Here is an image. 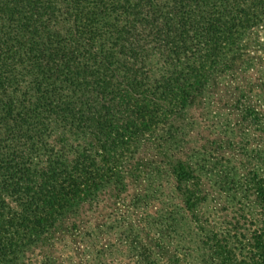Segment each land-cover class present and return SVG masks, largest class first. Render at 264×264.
<instances>
[{"label":"trees","instance_id":"trees-1","mask_svg":"<svg viewBox=\"0 0 264 264\" xmlns=\"http://www.w3.org/2000/svg\"><path fill=\"white\" fill-rule=\"evenodd\" d=\"M250 73L254 81L240 89L233 110L240 119L219 113L210 124L247 158L249 177L227 188L225 169L213 177L218 150L190 147L199 121L189 111L202 100L209 114L216 86ZM257 132L264 141V0H0V264L23 258L107 190L122 192L128 162L143 149L160 161L148 165L133 207L146 208L160 181L175 178L185 203L197 208L205 196L187 183L211 176L251 229L230 236L237 221L205 235L201 246L214 251L200 263L264 264ZM173 212L166 227L177 233ZM118 224L84 235L90 255L117 251L98 239ZM128 236L120 241L153 264Z\"/></svg>","mask_w":264,"mask_h":264},{"label":"rangeland","instance_id":"rangeland-1","mask_svg":"<svg viewBox=\"0 0 264 264\" xmlns=\"http://www.w3.org/2000/svg\"><path fill=\"white\" fill-rule=\"evenodd\" d=\"M254 78L252 73L239 74L237 80L217 85L214 90V102L208 109L209 114H206L202 100L189 111L190 117L199 121L191 134L190 147L218 150L212 154V161L215 159L213 177L216 178L218 170L225 169L230 176L227 188L230 187V181L236 182L240 178L249 177L247 158L236 146L230 148V142L227 141L229 138L212 129L210 124L217 121L215 116L219 113L225 116L227 113H233L236 119H240V115L233 112L237 101L240 100L239 91L244 86L249 87ZM241 136L239 132L231 141L239 142ZM253 139L254 145L264 144L263 136L258 132L254 133ZM223 146H226L225 149H219ZM153 161L159 162L160 158L154 156L150 149H143L128 162L122 192L116 193L110 189L102 193L97 204L91 208L84 205L76 215L60 220L40 242L24 254L23 258L6 264H97L99 260L109 264H139V261L142 264L143 261L138 257L139 249L128 246L126 240L120 241V237L125 235H129V241H137L148 249L147 253L151 255L149 261L153 264H201L204 257L214 251L211 247L201 246L205 235L226 232L239 221V229L228 230L229 235L239 238L240 235L248 236L251 228L242 226L243 221L239 219L237 207L231 201L232 193L226 190L227 188L222 189L216 185L211 176H199L198 180L187 183L191 187L196 185V189L205 196L197 208L185 203L183 187L178 189L175 178L160 181L161 193L156 191L157 187L154 188L146 208L133 207V200L144 194L148 165ZM172 211L181 225L177 233H172L170 226L166 227L170 225L166 220ZM113 221L119 223L117 227L102 234L98 241L102 247L107 243L118 245L117 251L104 258L90 255L84 235Z\"/></svg>","mask_w":264,"mask_h":264}]
</instances>
